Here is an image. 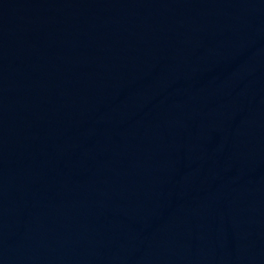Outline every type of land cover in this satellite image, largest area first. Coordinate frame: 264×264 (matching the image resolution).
<instances>
[{
    "label": "water",
    "instance_id": "1",
    "mask_svg": "<svg viewBox=\"0 0 264 264\" xmlns=\"http://www.w3.org/2000/svg\"><path fill=\"white\" fill-rule=\"evenodd\" d=\"M0 264H264V0H0Z\"/></svg>",
    "mask_w": 264,
    "mask_h": 264
}]
</instances>
